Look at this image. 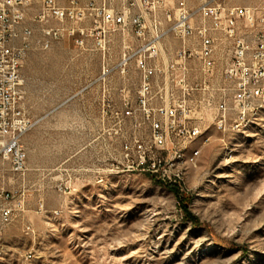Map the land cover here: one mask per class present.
Here are the masks:
<instances>
[{
  "label": "rangeland",
  "instance_id": "obj_1",
  "mask_svg": "<svg viewBox=\"0 0 264 264\" xmlns=\"http://www.w3.org/2000/svg\"><path fill=\"white\" fill-rule=\"evenodd\" d=\"M42 1L29 11L34 32L21 71L20 107L34 121L22 138L27 169L13 172L0 158V188L11 195L0 202L13 208L0 264H264V107L226 132L215 128L212 109L205 116L210 140L203 134L193 143L202 149L196 165L153 168L166 152L153 147L143 160L134 147L136 140L152 145L135 68L127 77L132 115L124 93L113 90L118 74L105 88L93 84L103 52L112 63L118 58L122 33L111 32L105 50L96 39L80 46L75 36L42 48L36 41L46 25L32 20Z\"/></svg>",
  "mask_w": 264,
  "mask_h": 264
},
{
  "label": "built area",
  "instance_id": "obj_2",
  "mask_svg": "<svg viewBox=\"0 0 264 264\" xmlns=\"http://www.w3.org/2000/svg\"><path fill=\"white\" fill-rule=\"evenodd\" d=\"M32 4L0 0V158L17 173L27 169L22 138L34 125L20 107L21 71L34 32L27 24ZM32 20L46 25L36 41L42 48L75 36L80 46L96 39L105 50L107 36L122 33L118 58L112 63L103 52L93 83L105 88L115 74L126 80L135 68L136 102L151 124L152 145L136 140L134 147L143 160L153 147L166 152L153 168L164 164L181 172L180 163L196 165L202 149L189 162H178L179 150L208 134L205 116L212 109L215 128L226 132L233 123L239 127L250 106L264 104V0L253 6L225 0H201L196 6L188 0H70L67 5L43 0ZM118 90L124 93L126 115H132L133 98L127 93L133 87ZM10 197L0 188V200ZM12 219L13 208L0 202V255L1 234Z\"/></svg>",
  "mask_w": 264,
  "mask_h": 264
},
{
  "label": "bare ground",
  "instance_id": "obj_3",
  "mask_svg": "<svg viewBox=\"0 0 264 264\" xmlns=\"http://www.w3.org/2000/svg\"><path fill=\"white\" fill-rule=\"evenodd\" d=\"M264 107V104H258L257 106H250V109L254 108H261ZM203 134H200V137ZM208 138H206L207 140ZM195 142V141H194ZM194 142L188 143L185 148H180L179 154H178V162H189L191 159V155H194L195 153H198L201 149L199 145H193ZM200 155V154H199ZM184 168H187V163H180V170H183Z\"/></svg>",
  "mask_w": 264,
  "mask_h": 264
},
{
  "label": "crops",
  "instance_id": "obj_4",
  "mask_svg": "<svg viewBox=\"0 0 264 264\" xmlns=\"http://www.w3.org/2000/svg\"><path fill=\"white\" fill-rule=\"evenodd\" d=\"M89 40V39H88ZM87 40V41H88ZM99 74H100V71H99ZM99 74H98V76H99ZM130 74H131V72H130ZM130 74L128 75V76H130ZM119 75V74H118ZM97 76V77H98ZM96 77V78H97ZM119 77H121V76H119ZM96 80V79H95ZM122 82L121 83H119V84H117V86L113 89V90H115V91H119L118 90V88L119 87H121V86H126V85H128L127 84V79L126 80H123L122 78L120 79ZM94 85H96L97 86V88H99L100 89V87L102 86V84L101 83H99V82H95V83H93ZM88 85H86V84H79L78 85V89H77V93L79 94V93H82V92H84V91H86L89 87H87Z\"/></svg>",
  "mask_w": 264,
  "mask_h": 264
},
{
  "label": "trees",
  "instance_id": "obj_5",
  "mask_svg": "<svg viewBox=\"0 0 264 264\" xmlns=\"http://www.w3.org/2000/svg\"><path fill=\"white\" fill-rule=\"evenodd\" d=\"M173 192L176 194L177 197H180V196H181V193H180L179 191H177V190L174 189ZM182 206H183V208H184L186 214L189 216V218H190L193 222H198L197 217H196L195 215H193V214L189 211L188 206H187L186 204H184V203H182Z\"/></svg>",
  "mask_w": 264,
  "mask_h": 264
}]
</instances>
